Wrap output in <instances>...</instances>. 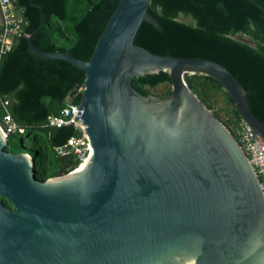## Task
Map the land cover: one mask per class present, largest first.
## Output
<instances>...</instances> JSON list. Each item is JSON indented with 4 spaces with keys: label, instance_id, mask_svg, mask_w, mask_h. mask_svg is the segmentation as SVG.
I'll list each match as a JSON object with an SVG mask.
<instances>
[{
    "label": "water",
    "instance_id": "95a60500",
    "mask_svg": "<svg viewBox=\"0 0 264 264\" xmlns=\"http://www.w3.org/2000/svg\"><path fill=\"white\" fill-rule=\"evenodd\" d=\"M151 0H119L88 61L77 115L88 138L84 163L39 181L26 153L12 154L0 131V264H264V191L229 128L187 87L185 75L216 81L241 121L264 141L247 92L205 59L134 45ZM167 72L171 91L155 100L132 79Z\"/></svg>",
    "mask_w": 264,
    "mask_h": 264
},
{
    "label": "trees",
    "instance_id": "16d2710c",
    "mask_svg": "<svg viewBox=\"0 0 264 264\" xmlns=\"http://www.w3.org/2000/svg\"><path fill=\"white\" fill-rule=\"evenodd\" d=\"M12 3L21 21V33L13 37L9 50L0 53V123L7 111L24 129L8 136L7 150L28 154L35 164L36 179L45 181L66 175L79 164L72 153L57 156L54 150L79 133L71 125L47 128L46 122L66 104L68 93L83 85L85 74L63 60L30 54L25 36L39 28L42 14L43 25L32 34V45L43 52L88 61L119 0ZM147 12L159 28L143 21L134 45L161 56L205 59L224 67L247 92L251 112L264 125V0H151ZM237 36L247 37L252 45L235 39ZM184 81L210 110L216 95L222 93L230 107L227 121L222 122L234 135L241 118L221 86L202 75H185ZM161 84L171 86L167 72L136 77L131 82L138 93L155 100L171 91L168 88L152 95L150 90ZM79 100L80 94L72 104ZM0 200L11 208L7 200Z\"/></svg>",
    "mask_w": 264,
    "mask_h": 264
},
{
    "label": "built area",
    "instance_id": "2783aa9c",
    "mask_svg": "<svg viewBox=\"0 0 264 264\" xmlns=\"http://www.w3.org/2000/svg\"><path fill=\"white\" fill-rule=\"evenodd\" d=\"M0 29V53H4L9 50L13 37L21 33V21L15 14L12 0H0ZM78 108V104H65L58 114L49 116L46 122L47 128H61L71 125L79 133L78 136L70 137L65 144L54 149L57 156L72 153L79 160L76 168L84 163L90 148L88 138L82 130L81 120L77 115ZM23 130L6 111L2 123H0V131L3 137L7 140L9 135L17 132L22 133ZM233 136L248 158L259 179L261 189L264 191V141L254 136L251 129L242 121L235 128ZM29 158L31 159L30 156Z\"/></svg>",
    "mask_w": 264,
    "mask_h": 264
},
{
    "label": "rangeland",
    "instance_id": "374dc122",
    "mask_svg": "<svg viewBox=\"0 0 264 264\" xmlns=\"http://www.w3.org/2000/svg\"><path fill=\"white\" fill-rule=\"evenodd\" d=\"M235 39L252 45V42L247 37L237 36V37H235ZM168 88H171V86H169L168 84H161V85L157 86L156 88L151 89L150 93L152 95H159V94L165 92L166 90H168ZM215 98H216V103L212 107L213 109H211V111H213V113L217 114L221 121L222 120L227 121V119H228L227 116L229 115L230 107H228L226 100L224 99V96L222 95V93H218ZM229 127H231V125H229Z\"/></svg>",
    "mask_w": 264,
    "mask_h": 264
},
{
    "label": "flooded vegetation",
    "instance_id": "af4514ba",
    "mask_svg": "<svg viewBox=\"0 0 264 264\" xmlns=\"http://www.w3.org/2000/svg\"><path fill=\"white\" fill-rule=\"evenodd\" d=\"M153 98V97H152Z\"/></svg>",
    "mask_w": 264,
    "mask_h": 264
}]
</instances>
